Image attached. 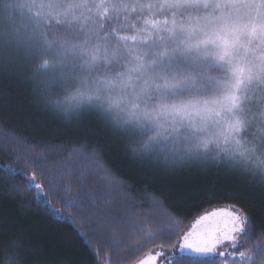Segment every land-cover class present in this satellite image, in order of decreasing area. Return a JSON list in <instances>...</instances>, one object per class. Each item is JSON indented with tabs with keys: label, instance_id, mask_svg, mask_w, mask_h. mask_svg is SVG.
Returning a JSON list of instances; mask_svg holds the SVG:
<instances>
[{
	"label": "snow or ice",
	"instance_id": "obj_1",
	"mask_svg": "<svg viewBox=\"0 0 264 264\" xmlns=\"http://www.w3.org/2000/svg\"><path fill=\"white\" fill-rule=\"evenodd\" d=\"M0 65L31 67L27 80L0 73V92H31L40 109L0 121V152L16 165L0 163V185L36 193L93 255L95 241L125 264H256L221 250L253 234L236 206L174 228L169 250L138 258L158 234L153 214L176 202L167 189L132 196L106 152L122 148L124 164L153 183L215 170L264 188V0H0ZM69 133L94 143L62 154L56 138ZM253 251L264 254V242Z\"/></svg>",
	"mask_w": 264,
	"mask_h": 264
},
{
	"label": "trees",
	"instance_id": "obj_2",
	"mask_svg": "<svg viewBox=\"0 0 264 264\" xmlns=\"http://www.w3.org/2000/svg\"><path fill=\"white\" fill-rule=\"evenodd\" d=\"M10 71L13 79L27 80L31 76V67L0 65V73ZM2 88V85H0ZM34 97L31 92L23 89L3 93L0 92V121L14 122L30 117L40 109L32 106ZM51 121L54 117H46ZM95 129H92L94 131ZM24 134L32 139L40 138L43 133L32 131V128L23 129ZM58 141H63L61 152L71 155L72 149L80 144L87 143L89 147L94 141L80 140L72 133L59 136ZM106 152L108 161L121 170L120 174L133 187L130 189L132 196L141 197L147 188L149 194L157 190L167 189L169 200L175 201L173 208H165L153 214L150 231L158 233L156 239L147 244L138 254L142 258L149 252H154L161 245L169 250L168 241L172 230L178 227L183 234L195 219L211 209L236 206L248 217V222L253 226V234L241 251L255 253L254 246L264 242V188L256 187L253 178L239 180L218 171H184L176 177L161 183H153L143 179L142 175L124 164L123 149L115 144L109 146ZM0 163L16 165L0 152ZM32 171L31 169L29 170ZM5 173H0V176ZM37 179L43 183L44 178L37 173ZM47 192V188L44 189ZM239 193V194H237ZM217 194V195H212ZM36 193L30 192L17 195L3 185H0V225H9L6 232L0 233V242L5 247L0 255V264H17L18 260L26 264H125L123 257H117L112 249L97 244L93 241L96 255L86 246V242L74 232L69 224L58 222V218L49 216L44 208L35 201ZM51 200V196L49 195ZM53 207L62 208L59 201H53ZM168 212L172 216L164 213ZM65 216L70 212H65ZM178 215L180 218L175 219ZM87 231V230H85ZM15 242L20 245L19 250L6 245ZM256 254V253H255ZM264 259V254H256Z\"/></svg>",
	"mask_w": 264,
	"mask_h": 264
},
{
	"label": "rangeland",
	"instance_id": "obj_3",
	"mask_svg": "<svg viewBox=\"0 0 264 264\" xmlns=\"http://www.w3.org/2000/svg\"><path fill=\"white\" fill-rule=\"evenodd\" d=\"M222 208H226V207H222ZM217 209H221V208H217ZM217 209H211V210H209V211H207V212H204L203 214L211 213L212 211L217 210ZM203 214H201V215H203ZM240 248H241V247L238 246L237 249L233 250V249H231L229 246L225 245V246H223V247L221 248V250L226 251V252L236 251L237 254H238V253L241 251ZM245 253H246V252H245ZM246 254L249 255V256H252V258H253V260H255L256 264H264V259L260 258V257H259L258 255H256L255 253H246Z\"/></svg>",
	"mask_w": 264,
	"mask_h": 264
}]
</instances>
